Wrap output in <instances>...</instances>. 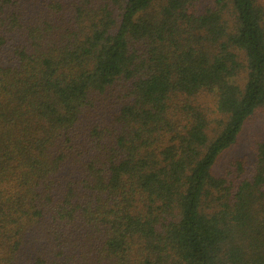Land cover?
Here are the masks:
<instances>
[{
    "label": "trees",
    "instance_id": "1",
    "mask_svg": "<svg viewBox=\"0 0 264 264\" xmlns=\"http://www.w3.org/2000/svg\"><path fill=\"white\" fill-rule=\"evenodd\" d=\"M262 113L264 0H0V264H264Z\"/></svg>",
    "mask_w": 264,
    "mask_h": 264
},
{
    "label": "rangeland",
    "instance_id": "2",
    "mask_svg": "<svg viewBox=\"0 0 264 264\" xmlns=\"http://www.w3.org/2000/svg\"><path fill=\"white\" fill-rule=\"evenodd\" d=\"M208 98V97H207ZM264 121V114H260L257 117H255L253 120L250 121V125H248L246 133L247 132H255L258 131L262 128V122ZM243 145L241 144L240 146H237L236 149L234 150V152H238L240 151L243 147ZM233 152V153H234ZM232 154V151H227L225 152L219 159L218 162L216 164V169L218 171H220L222 169V167L224 166V163H228L227 160L229 159V157ZM235 155V154H234Z\"/></svg>",
    "mask_w": 264,
    "mask_h": 264
}]
</instances>
